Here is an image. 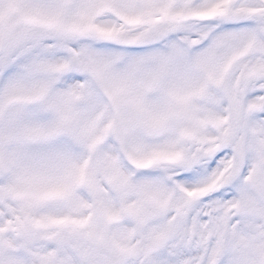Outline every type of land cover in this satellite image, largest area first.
Segmentation results:
<instances>
[{
    "label": "snow or ice",
    "instance_id": "6c2138e0",
    "mask_svg": "<svg viewBox=\"0 0 264 264\" xmlns=\"http://www.w3.org/2000/svg\"><path fill=\"white\" fill-rule=\"evenodd\" d=\"M0 264H264V0H0Z\"/></svg>",
    "mask_w": 264,
    "mask_h": 264
}]
</instances>
